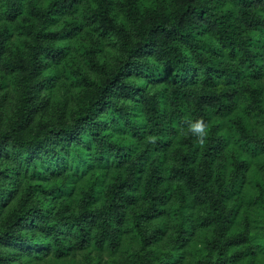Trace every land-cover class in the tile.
<instances>
[{
  "label": "trees",
  "instance_id": "trees-1",
  "mask_svg": "<svg viewBox=\"0 0 264 264\" xmlns=\"http://www.w3.org/2000/svg\"><path fill=\"white\" fill-rule=\"evenodd\" d=\"M259 206L264 0H0V264H264Z\"/></svg>",
  "mask_w": 264,
  "mask_h": 264
},
{
  "label": "rangeland",
  "instance_id": "rangeland-1",
  "mask_svg": "<svg viewBox=\"0 0 264 264\" xmlns=\"http://www.w3.org/2000/svg\"><path fill=\"white\" fill-rule=\"evenodd\" d=\"M255 213H254V218L255 219H261V218H264V209H262V207L261 206H259L258 208L256 207L255 208V211H254Z\"/></svg>",
  "mask_w": 264,
  "mask_h": 264
},
{
  "label": "clouds",
  "instance_id": "clouds-1",
  "mask_svg": "<svg viewBox=\"0 0 264 264\" xmlns=\"http://www.w3.org/2000/svg\"><path fill=\"white\" fill-rule=\"evenodd\" d=\"M194 131H197V132L202 131V125H196V126H194Z\"/></svg>",
  "mask_w": 264,
  "mask_h": 264
}]
</instances>
